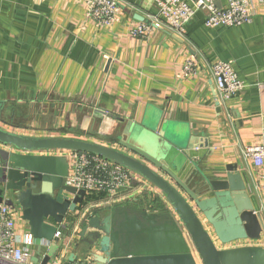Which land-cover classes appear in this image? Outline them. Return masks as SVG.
<instances>
[{
	"label": "crops",
	"instance_id": "1",
	"mask_svg": "<svg viewBox=\"0 0 264 264\" xmlns=\"http://www.w3.org/2000/svg\"><path fill=\"white\" fill-rule=\"evenodd\" d=\"M248 10L250 20L238 26L207 27L206 11L197 10L183 36L164 26L134 37L130 30L138 18L156 12L151 0H119L109 26L87 17L81 0H0V119L11 125L0 121V127L90 140L92 133L130 120L159 137H191L192 150L203 153L197 162L206 173H222L228 164L246 170L260 214L259 171L244 149L264 139V0H248ZM188 60L190 72L183 69ZM217 61L230 63L244 83L226 101L217 95L212 76ZM96 108L106 114H96ZM134 178L149 191L139 188L124 202L153 207L150 186ZM82 204L64 220L70 252ZM14 217L19 232L27 223L19 212Z\"/></svg>",
	"mask_w": 264,
	"mask_h": 264
},
{
	"label": "water",
	"instance_id": "2",
	"mask_svg": "<svg viewBox=\"0 0 264 264\" xmlns=\"http://www.w3.org/2000/svg\"><path fill=\"white\" fill-rule=\"evenodd\" d=\"M94 112L106 114L98 108ZM107 128L113 132L92 133L88 140L36 137L0 127V204L18 209L35 238L52 241L40 264L57 250V227L67 229L65 216L85 197L84 190L65 182L67 151L96 154L125 167L166 202L161 211L118 206L82 220L69 260L78 250L95 264H264L263 245L217 246L261 239L264 223L246 170L228 164L222 173H206L197 162L203 153L192 150L191 137H159L130 120ZM38 252L39 247L31 262H37Z\"/></svg>",
	"mask_w": 264,
	"mask_h": 264
},
{
	"label": "built area",
	"instance_id": "3",
	"mask_svg": "<svg viewBox=\"0 0 264 264\" xmlns=\"http://www.w3.org/2000/svg\"><path fill=\"white\" fill-rule=\"evenodd\" d=\"M81 1L85 4L86 16L97 25L109 26L115 21V15L119 10V0ZM151 1L156 12L147 16L146 22H138L130 30L132 36L144 37L152 28L164 26L174 34L183 36L186 25L197 10L206 11L204 24L207 27L238 26L251 18L248 0H227V5L223 8L217 7L211 0H195L192 4H188L185 0ZM183 69L186 72L192 71L193 62L186 61ZM211 71L217 95L221 100H229L244 86L243 81L238 78L228 62L217 61L213 63ZM244 154L259 171L257 191L260 197V214L262 213L264 216V139L258 144L247 146L244 149ZM66 158L69 163V174L65 179L66 184L75 187L77 190L85 191L83 207L78 209L80 210L79 214L81 213L78 217L82 220L100 211L101 208L99 207H112L111 204L123 203L135 192H139L140 189L149 191V187H145L143 183H134V177L138 175L104 157L88 152L67 151ZM138 178L150 186V193L155 197L153 199L165 206L161 192L141 177L138 176ZM97 194H104V196L97 200L86 201L87 196ZM147 209L149 211H161L159 208L150 205L147 206ZM16 212L20 213L18 209L5 202L0 204V264H40L48 253L52 241L35 238L29 229L23 233H18L15 229L14 216ZM262 219L264 223V217ZM54 236L58 238L57 250L49 257L46 264H95L91 257L81 256L78 258L77 254L73 260H69L68 257L71 252L68 250V246L72 241L71 235L66 229H61L58 226ZM261 239L264 246V230ZM38 247L37 262L33 263L31 258L35 255Z\"/></svg>",
	"mask_w": 264,
	"mask_h": 264
},
{
	"label": "rangeland",
	"instance_id": "4",
	"mask_svg": "<svg viewBox=\"0 0 264 264\" xmlns=\"http://www.w3.org/2000/svg\"><path fill=\"white\" fill-rule=\"evenodd\" d=\"M112 130V129H111ZM110 129H108V128H104V131H105V133H109V132H113V131H111ZM168 136V134H166L165 135V137H167ZM74 138H82V137H79V136H77V137H74ZM170 138V137H169ZM129 141L131 142V143H135V139H133L132 137L131 138H129ZM137 144V143H136ZM138 146H141V147H143V148H145V149H147L146 147H145V145L144 144H142V143H139L138 144ZM122 203V202H121ZM155 204L153 205V207L154 208H157V206H156V202H154ZM262 217H264L263 215H262ZM25 231H28V226H27V224L26 225H22V230H20L18 233H23V232H25ZM63 231V230H62ZM36 241H38V240H36ZM242 241H248V240H238V241H234V242H231V243H228V244H218L217 243V246L219 247V248H221V247H229V246H235V245H239V244H242ZM256 242V241H255ZM79 254V253H78ZM78 256H81V255H78ZM63 260V259H62Z\"/></svg>",
	"mask_w": 264,
	"mask_h": 264
},
{
	"label": "flooded vegetation",
	"instance_id": "5",
	"mask_svg": "<svg viewBox=\"0 0 264 264\" xmlns=\"http://www.w3.org/2000/svg\"><path fill=\"white\" fill-rule=\"evenodd\" d=\"M118 206H129L130 208H132V209H147V207L146 208H144V207H142V206H140L139 204H137V203H134V202H130V201H128V202H123V203H120V204H117V205H114V206H112V207H104V208H101V210L100 211H98V212H103L102 214H108L109 212H112L113 211V209L115 208V207H118ZM148 210V209H147ZM149 211V210H148ZM98 212H96V213H98ZM95 213V214H96ZM83 245H85V243H82Z\"/></svg>",
	"mask_w": 264,
	"mask_h": 264
},
{
	"label": "trees",
	"instance_id": "6",
	"mask_svg": "<svg viewBox=\"0 0 264 264\" xmlns=\"http://www.w3.org/2000/svg\"><path fill=\"white\" fill-rule=\"evenodd\" d=\"M103 196H104V194H97V195L87 196L86 201L97 200V199H100V198L103 197ZM155 202L157 203L156 206H157L160 210H163V209H164L161 203H159V202H157V201H155Z\"/></svg>",
	"mask_w": 264,
	"mask_h": 264
}]
</instances>
